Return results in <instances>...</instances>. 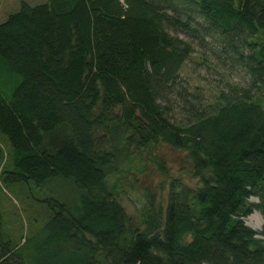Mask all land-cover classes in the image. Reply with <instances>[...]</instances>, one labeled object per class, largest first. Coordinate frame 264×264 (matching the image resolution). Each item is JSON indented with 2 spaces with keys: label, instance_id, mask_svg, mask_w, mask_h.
Here are the masks:
<instances>
[{
  "label": "trees",
  "instance_id": "16d2710c",
  "mask_svg": "<svg viewBox=\"0 0 264 264\" xmlns=\"http://www.w3.org/2000/svg\"><path fill=\"white\" fill-rule=\"evenodd\" d=\"M207 39L247 87L208 101L179 80ZM262 89L264 0L21 2L0 22V182L63 180L79 196L49 200L19 244L0 236V264H264ZM161 149L193 186L169 177ZM144 154L168 186L145 188L132 217L121 180L147 173ZM253 212L259 233L243 222Z\"/></svg>",
  "mask_w": 264,
  "mask_h": 264
},
{
  "label": "rangeland",
  "instance_id": "374dc122",
  "mask_svg": "<svg viewBox=\"0 0 264 264\" xmlns=\"http://www.w3.org/2000/svg\"><path fill=\"white\" fill-rule=\"evenodd\" d=\"M46 0H0V22L7 15L18 10L21 2L29 6L44 3ZM181 38L190 41L186 36ZM194 53L186 62L179 73V80L187 86L194 94H201L203 98L211 101L210 94H217L219 90L226 86L249 85L247 73L239 66H233L226 55L221 52L220 45L209 39L205 44L193 43ZM264 103V89L258 92ZM5 137L0 134V147H5ZM161 160L165 162L166 170L171 178H178L182 183L194 185L196 180L191 177V170L187 163L182 161L181 156L170 154L166 150L158 151ZM146 155L142 160L146 164V174L137 173L130 170L128 175H124L121 180L122 191L120 200L125 211L132 217L138 214L141 209V201L144 200V189L148 188L156 193L157 198L161 195L160 184L168 182L161 177L157 166L150 160H146ZM146 160V161H145ZM142 166V164H141ZM136 168L135 164L127 166ZM139 167V166H138ZM112 184L113 180L109 181ZM72 182L56 180L46 183L40 187L29 182L27 184H13L0 182V236L7 239L12 244H19L22 238H29L40 229L48 217V201L56 199L60 202H71L78 198ZM257 203L255 198L249 200ZM245 225H252L255 232H260L263 221L257 212H253L243 220ZM249 227V226H248Z\"/></svg>",
  "mask_w": 264,
  "mask_h": 264
},
{
  "label": "bare ground",
  "instance_id": "6f19581e",
  "mask_svg": "<svg viewBox=\"0 0 264 264\" xmlns=\"http://www.w3.org/2000/svg\"><path fill=\"white\" fill-rule=\"evenodd\" d=\"M248 226L251 228V229H255V230H259L258 228H254L252 225L248 224Z\"/></svg>",
  "mask_w": 264,
  "mask_h": 264
}]
</instances>
